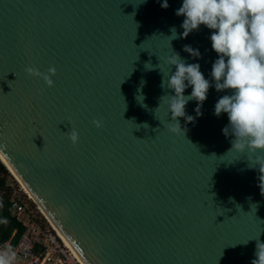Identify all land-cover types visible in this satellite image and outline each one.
Here are the masks:
<instances>
[{
    "label": "water",
    "instance_id": "water-1",
    "mask_svg": "<svg viewBox=\"0 0 264 264\" xmlns=\"http://www.w3.org/2000/svg\"><path fill=\"white\" fill-rule=\"evenodd\" d=\"M180 4L0 0V154L84 264H251L264 241V168L228 152L227 115H213L229 91L211 86L213 30L169 45ZM171 51L210 80L184 135L160 103ZM26 67H54L52 85Z\"/></svg>",
    "mask_w": 264,
    "mask_h": 264
},
{
    "label": "clouds",
    "instance_id": "clouds-1",
    "mask_svg": "<svg viewBox=\"0 0 264 264\" xmlns=\"http://www.w3.org/2000/svg\"><path fill=\"white\" fill-rule=\"evenodd\" d=\"M158 2L161 8L168 7V0ZM174 12L183 16L180 24L182 31L177 34L175 26L170 28V35L167 36L169 45L178 35L184 38L200 25L213 30L208 38L217 57L211 65V86L218 92L229 90L216 100L213 115H227L228 123L221 132L232 136L228 152H246L250 157L249 167L264 168V0H181ZM182 48L191 57L200 56L199 50L190 45H183ZM166 62L169 71L167 79H164L163 73L161 87L170 89L171 94L162 95L160 103L167 105L170 120L174 122L169 131L184 135L185 129H182L178 118L194 120L192 115L185 113L189 100L196 101L194 111L196 116L201 115L200 108L206 99L210 80L204 77L198 62L187 63L178 52L171 51ZM25 72L40 77L51 86L53 81L49 74H54L55 68L49 67L47 74L34 67H26ZM189 87L191 91L185 95L184 90ZM93 124L101 126L97 120H93ZM67 135L73 144L77 142L78 134L74 128ZM259 236L254 238L251 264H264V241ZM11 258L9 254L0 255V264H9Z\"/></svg>",
    "mask_w": 264,
    "mask_h": 264
},
{
    "label": "built area",
    "instance_id": "built-area-1",
    "mask_svg": "<svg viewBox=\"0 0 264 264\" xmlns=\"http://www.w3.org/2000/svg\"><path fill=\"white\" fill-rule=\"evenodd\" d=\"M9 213L25 227L16 244V231L7 241L0 240V255H11L9 264H81L55 231L42 230L31 204L17 187L10 198Z\"/></svg>",
    "mask_w": 264,
    "mask_h": 264
},
{
    "label": "trees",
    "instance_id": "trees-1",
    "mask_svg": "<svg viewBox=\"0 0 264 264\" xmlns=\"http://www.w3.org/2000/svg\"><path fill=\"white\" fill-rule=\"evenodd\" d=\"M10 173L0 161V240L7 241L14 231L13 243L16 244L25 227L9 213L10 198L15 185L10 181Z\"/></svg>",
    "mask_w": 264,
    "mask_h": 264
},
{
    "label": "rangeland",
    "instance_id": "rangeland-1",
    "mask_svg": "<svg viewBox=\"0 0 264 264\" xmlns=\"http://www.w3.org/2000/svg\"><path fill=\"white\" fill-rule=\"evenodd\" d=\"M10 175H11L10 181H12L14 183L15 187H17V189L20 192L21 197L23 199L25 198V200H27L31 204V207L33 208V210L35 212L38 224L42 228V230L44 232H46L47 230H51L52 232H54L53 228L51 227V225L49 224L47 219L40 212L37 204H35L34 201L30 198V196L22 189L21 184L17 181V179H15V177L11 173H10Z\"/></svg>",
    "mask_w": 264,
    "mask_h": 264
},
{
    "label": "bare ground",
    "instance_id": "bare-ground-1",
    "mask_svg": "<svg viewBox=\"0 0 264 264\" xmlns=\"http://www.w3.org/2000/svg\"><path fill=\"white\" fill-rule=\"evenodd\" d=\"M0 161L6 166V168L9 170V172L17 179V181L21 184L22 189L30 196V198L34 201L35 204H37L40 212L43 214V216L47 219L53 230L55 231L56 235L62 240V242L67 246L70 251L74 254L75 258L81 263L84 264L81 259L78 257V255L75 253V251L72 249V247L68 244V242L64 239V237L61 235V233L58 231V229L55 227V225L52 223V221L49 219V217L46 215V213L43 211V209L40 207V205L37 203V201L34 199V197L30 194L28 189L25 187V185L21 182V180L15 175V173L11 170V168L8 166V164L5 162L4 158L0 154Z\"/></svg>",
    "mask_w": 264,
    "mask_h": 264
}]
</instances>
